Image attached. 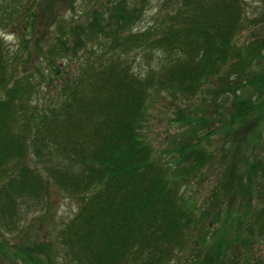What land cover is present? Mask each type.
<instances>
[{
	"label": "trees",
	"instance_id": "trees-1",
	"mask_svg": "<svg viewBox=\"0 0 264 264\" xmlns=\"http://www.w3.org/2000/svg\"><path fill=\"white\" fill-rule=\"evenodd\" d=\"M144 2L113 0L83 23L58 27L44 61L54 74L63 69L67 80L44 105L35 89L42 70H28L26 57L18 54L26 40L16 51L0 40V167L24 157L28 147L49 156L39 168L25 162L9 176L0 191V221L6 228L15 225L10 218L17 205L9 192L34 198L52 182L78 201L61 242L75 264H264V157L250 150L256 141L264 149V34L242 47L244 67L260 65L258 60L263 67L244 83L253 91L243 96L244 85L230 80L234 66L223 71L232 58L240 0H180L160 32L136 26ZM2 6L0 15L13 8ZM155 55L157 63H145ZM57 57L80 64L68 74ZM134 60L143 63L135 67ZM210 76L224 81L221 91L240 90L232 111L210 119L176 107L172 121L185 130L163 150L170 156H158L143 133L151 90L190 98L208 91ZM211 121L217 128L197 138ZM219 127L244 131L243 156L223 167L219 186L197 211L182 189L227 155L201 143ZM252 197L257 204H250ZM11 253L39 264L18 245Z\"/></svg>",
	"mask_w": 264,
	"mask_h": 264
},
{
	"label": "rangeland",
	"instance_id": "rangeland-1",
	"mask_svg": "<svg viewBox=\"0 0 264 264\" xmlns=\"http://www.w3.org/2000/svg\"><path fill=\"white\" fill-rule=\"evenodd\" d=\"M110 1L113 0H0V6L1 4L3 5L1 8L3 11L13 7L11 10L5 11V14L0 15V19L7 17L4 22L0 20V40L11 51H16L23 45V41L26 40L25 51L22 49L18 51V54L20 57H26L28 64L25 67L28 70L35 67L42 70L43 81L35 86L39 105H44L51 96L58 97L60 85L67 80L63 69L59 73L54 74L51 72L53 70L50 71L45 64L46 46L51 41V35L57 34L58 27L66 30L68 26L83 23L93 11L103 10L109 5ZM130 1L132 0H127V2ZM179 1L145 0L141 19L136 23V26L141 29L154 27L157 32L162 31L163 26H165L164 17L169 16L178 8ZM240 1L243 11L241 12L238 31L233 39L232 58L223 66V71L231 67V64L234 66V69H230L233 74L230 80L236 79L244 85L241 88V94L247 96L252 93L253 88L244 83L252 75L261 71L263 67L260 60H258L260 65L252 62L250 66L244 67V62L241 59V50L244 45L252 41L251 38L253 36L260 38L264 34V0ZM29 13H32V15ZM238 51L240 54L237 55L236 52ZM79 55L85 54L81 52ZM156 57V55L153 56L152 60L151 58H144L145 63L154 65L157 63L158 58ZM158 57L162 59V55ZM21 60H24V58H21ZM60 60L61 65L63 63L68 65V74L76 65L80 64V60H76L77 62L73 63V61L56 58V61ZM128 60H130L129 56ZM153 60L155 62H152ZM134 63L135 67H137L143 61L134 60ZM16 66L17 73H15L19 75L22 66L20 63ZM209 81L207 85L208 91L200 89L190 98L179 96L177 93L173 95L166 91L151 90L146 107L143 133L158 156H170L169 153L163 150L170 147L168 142H171V140L178 141L180 134L185 130L184 125H179L172 121L173 111L176 107L182 108L184 111L190 109L193 115H204L210 119L217 116L218 113L225 118L232 111L233 100L240 90L232 87L235 94L230 92V90L227 93L226 90L221 91L225 88L224 81L218 80L217 76H210ZM217 124L216 121L207 123V126L201 129L200 133L197 132L196 137H202L204 130L217 128ZM243 135V130L235 133H225L219 127L218 132L210 136L208 140L201 141L215 155L219 153V150H226L227 155L220 160L214 159L213 164L202 169L201 177L194 179L187 188L182 189L186 199L194 204L197 211L207 206L209 194L219 186V180L222 176L224 177L223 167L230 164H238L236 159L243 156L241 151L243 148L240 147L244 142L241 140ZM175 137L177 139L174 140ZM233 145L236 146L234 150L232 149ZM229 146H231V150L228 153ZM29 148L26 149L25 156L21 159H12L1 165L0 191L4 192L6 190L7 179L15 173L18 165L31 162V164L37 163L36 166L39 168L42 164L38 163L49 158L48 155L42 157L40 153L38 155L31 153L33 149L29 150ZM250 150L257 157H264V149L261 148L260 143L257 141ZM44 164H47V162ZM237 171L238 169L233 171V173ZM47 187L48 189H45L44 186L39 189L37 192L38 197L34 198H32V194H29L28 197L23 194L19 195L17 190L9 192L13 205H17L15 209L17 215H12L10 218L12 222H15L12 227L8 226L6 228L5 221H0V264H29L21 262L22 260L19 257L16 258L12 255L11 249L15 245L21 247V250L26 254L32 253L39 264H75L66 254V249L61 242L65 235L62 231L68 228L71 219L75 215L78 201L62 192L61 188L55 183L49 182ZM238 200L239 198L237 197L231 205H236ZM2 202L3 194L0 195V203ZM244 203L242 202V204ZM250 204H257L253 197L250 200ZM186 253H188V250H185V256ZM24 258L27 260L26 256ZM176 260H179V262L183 261L181 258Z\"/></svg>",
	"mask_w": 264,
	"mask_h": 264
}]
</instances>
